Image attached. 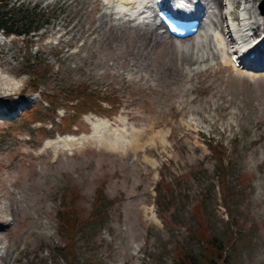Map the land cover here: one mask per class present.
<instances>
[{
  "label": "rangeland",
  "instance_id": "1",
  "mask_svg": "<svg viewBox=\"0 0 264 264\" xmlns=\"http://www.w3.org/2000/svg\"><path fill=\"white\" fill-rule=\"evenodd\" d=\"M232 1L207 0L202 20L226 28L227 49L228 10L262 13V0ZM26 8L39 30L0 29V64L31 77L26 93L0 98V264H180L185 253L203 264L211 237L224 250L213 264H264L263 70L214 57L209 32L191 54L190 40L107 17V0H13L6 10ZM60 89L87 97L73 108ZM97 117L142 130L137 149L41 152L50 138L92 133Z\"/></svg>",
  "mask_w": 264,
  "mask_h": 264
},
{
  "label": "bare ground",
  "instance_id": "2",
  "mask_svg": "<svg viewBox=\"0 0 264 264\" xmlns=\"http://www.w3.org/2000/svg\"><path fill=\"white\" fill-rule=\"evenodd\" d=\"M192 1L191 0H175V3H177L179 6H185V5L189 4V6L192 7L193 9H195V11H199L202 7H204V12H203L201 17L203 18V16H206V18L208 19L209 13H210V6L208 7L209 2H207V0H192ZM212 1H214L218 4L222 3V0H212ZM151 2H152V0H107V3L110 5V7L113 8V10H111V11L106 10L107 13L106 12H103V13L106 14L107 17L113 18L112 17L113 14H116L119 12L124 13L126 11L134 13V11L136 12L139 9L144 8L148 3H151ZM231 2H233L232 0H230V4L234 5L235 2L234 3H231ZM238 8H240V7H238ZM242 12H243L242 18H240V16L238 14L235 15L234 9L228 10V12L225 15V17L228 18L227 27H229L228 33H230V39L228 40L229 44H230L229 49H232V50L236 49V41L233 38L234 35H233V32L231 33L230 26H229V20L234 19V20L242 21L241 25H240V22H238L239 26L235 27V35L237 36L239 43L241 42L243 44V46L245 45V47H249L250 50H252L251 51L252 53L255 52L258 54V52L264 51V49L263 50H261L260 48L258 49V47H259L258 44L261 41V39L259 41L257 40L254 42L250 41V43H247V44L244 42H245V40L248 39L247 30H249V32L256 33L258 31V29L261 28V25L262 24L264 25V23H262L257 17V16H260L262 14H261V12H258V10L256 8H254V6H251V7L246 6V7H244ZM108 13H109V15H108ZM134 20L135 19H129L128 21L134 22ZM263 20H264V15H263ZM204 21H206V20H204ZM146 27H150L152 29V31L157 33L158 36H163V35L168 36L170 39L174 40L175 43L177 40H180V41H187V40L189 41L190 40V42H193V40L195 39L194 36L189 37V38H185V39H176L172 35L168 34L166 31H162L163 33H160L159 29L163 26H162V24L156 22L155 19H153L152 22L147 23V26L140 27V29H143ZM206 27H207V25L205 22L204 28H206ZM224 34L225 35L227 34L226 28L223 29V27H222V32H220L218 26L212 25L211 31H210V35L212 36L211 40H213L212 42L215 43V48L217 49V51L213 52L214 57H218V52H219L218 50H222L225 53L228 51L227 50V43L225 41ZM261 36H262V34H261ZM191 45L194 49V50L190 51L191 54L195 53L196 51L199 52L202 49V47H203V49H204V47H206L205 43L202 45H199V44H195L193 42V43H191ZM207 46H209V45H207ZM184 52H186V51L184 50ZM234 53L236 54V52H234ZM257 54H256V56H257ZM241 56H245V55L241 54ZM263 57H264V54H263V56L258 55L256 58H253L250 62L247 61L246 57L242 58L243 61H247L246 67L248 70H250V71H248L249 75L257 74V71L259 72L260 70H263V72H264V67L261 66L262 64H258V63L264 61ZM223 61L225 64H227V65L230 64L234 67L230 58L228 59L224 55H223ZM92 125H93L94 129H93V132L90 134H83V135H79V136L75 135V134H67L66 136H58V137L50 138L49 140H47L45 142V144L43 146H41V152L43 150L45 151L47 149H53V151H55V152L65 151V150L75 149V148L81 147L87 143H96L98 146L99 145H106V147H108L110 149H115L116 151H120V152H125L126 150L135 151L137 149L136 146L138 145V142L141 139L139 137V134L142 132V130H139V131L132 130L131 132H127L125 129H118V128L113 127L112 122H110L108 119H102L101 117L100 118L97 117L96 119H94L92 121Z\"/></svg>",
  "mask_w": 264,
  "mask_h": 264
},
{
  "label": "trees",
  "instance_id": "3",
  "mask_svg": "<svg viewBox=\"0 0 264 264\" xmlns=\"http://www.w3.org/2000/svg\"><path fill=\"white\" fill-rule=\"evenodd\" d=\"M13 0H0V29L3 30L4 33L7 35H18V36H26L30 35L32 32H35L39 30L44 22L42 18H36V13L30 12L29 8L26 9H20L19 12V17L17 15L13 14L11 10H6L7 7L12 3ZM37 7V6H35ZM5 9V10H4ZM26 44L29 45L30 41L26 40ZM38 66V65H37ZM43 68L44 71H47L45 67H40ZM32 76L33 79L37 78L39 75L36 73H33ZM36 85V84H35ZM38 85V83H37ZM35 86L36 91L39 90V87ZM43 91H40L42 97L46 101H48V98H54L53 95H55L54 90L51 88H47L43 84ZM58 89V88H56ZM60 91L63 93L65 92L66 94L64 95V98L67 99L69 102H73V108H78L79 104L78 100L79 98H84L86 99L87 95H85V92H78L75 93V91H65L61 90ZM83 93V94H82ZM87 107L85 106H80L81 110H85ZM79 109V108H78ZM103 191L99 193L100 196H102ZM101 200V197L99 198V201ZM74 225L72 224L71 227ZM202 240H205L204 238H201ZM207 247H206V252H207V258L204 260L203 264H213L215 260H218V258L221 257L222 252H224L222 246L217 242L215 237H211L207 239L206 241ZM181 261L180 264H198L197 260L195 257L189 255L188 253H185L184 255L181 256Z\"/></svg>",
  "mask_w": 264,
  "mask_h": 264
},
{
  "label": "clouds",
  "instance_id": "4",
  "mask_svg": "<svg viewBox=\"0 0 264 264\" xmlns=\"http://www.w3.org/2000/svg\"><path fill=\"white\" fill-rule=\"evenodd\" d=\"M31 77L28 73L17 72L8 64H0V98H18L26 93ZM34 99L37 97L32 95Z\"/></svg>",
  "mask_w": 264,
  "mask_h": 264
},
{
  "label": "water",
  "instance_id": "5",
  "mask_svg": "<svg viewBox=\"0 0 264 264\" xmlns=\"http://www.w3.org/2000/svg\"><path fill=\"white\" fill-rule=\"evenodd\" d=\"M261 8H262V13L264 14V0H262V2H261Z\"/></svg>",
  "mask_w": 264,
  "mask_h": 264
}]
</instances>
